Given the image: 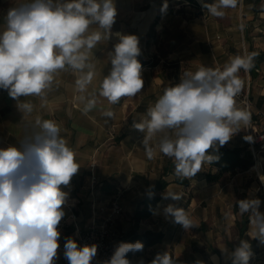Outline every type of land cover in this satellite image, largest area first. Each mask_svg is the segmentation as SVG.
<instances>
[{
    "label": "clouds",
    "instance_id": "1",
    "mask_svg": "<svg viewBox=\"0 0 264 264\" xmlns=\"http://www.w3.org/2000/svg\"><path fill=\"white\" fill-rule=\"evenodd\" d=\"M237 3L215 0L203 7L222 17L223 9L235 8ZM116 16L115 0H21L8 10L6 25L0 31V89L18 101L23 117L32 113L33 105L20 98H43L60 71L88 68V73L76 81L83 91L93 78L94 66L87 63L93 49L112 35L118 42L108 53L111 69L100 84V95L115 104L122 97L141 92L144 81L137 59L139 39L113 34ZM92 25L98 30L90 31ZM251 66V57L237 56L222 70L201 67L183 73L178 84L167 87L145 117L132 124L146 134L143 143L148 157L154 155L148 140L163 134L159 151L174 160L179 178H191L205 163L217 159L209 149L225 145L251 122L250 113L236 106L243 88L238 73ZM94 105L95 101L89 100L84 111ZM60 132L56 122L37 118L26 125L19 146L0 148V264H55L59 258V225L66 215L64 206L69 196L63 188L80 168ZM168 197L181 199L178 194ZM237 203L241 214L250 212L254 217L256 234L252 237L264 243L260 202L245 199ZM165 212L186 230L195 226L183 208L169 205ZM63 248L69 264H92L97 255V245L80 246L73 238H67ZM142 249L140 242H121L104 264H130L127 253ZM250 255L249 242L241 240L231 252L232 264H248ZM151 264L174 262L165 253L157 255Z\"/></svg>",
    "mask_w": 264,
    "mask_h": 264
},
{
    "label": "crops",
    "instance_id": "2",
    "mask_svg": "<svg viewBox=\"0 0 264 264\" xmlns=\"http://www.w3.org/2000/svg\"><path fill=\"white\" fill-rule=\"evenodd\" d=\"M20 2L0 0V31L6 25L8 10ZM214 2L115 0L117 16L111 32L135 35L139 39L140 55L137 59L142 65L144 87L134 97H122L118 103L111 104L100 95V84L111 69L108 53L118 42L115 35L102 40L93 49V55L87 61L94 66L93 78L83 91L78 88L76 81L88 73V68L82 71L70 68L60 71L43 98H20V101L33 105L32 113L23 117L18 101L12 99L7 90L0 89V148L19 146L26 125L37 118L52 120L60 127V135L74 151L75 160L80 165L70 184L63 188L69 196L64 206L66 215L63 219H67V223L60 231V246L64 245L67 238H74L75 224L83 227L91 221L93 207H103L97 213L96 220L104 218L110 212L111 199L119 194L123 211L117 215L116 224L122 236L116 240V247L126 242L123 234L134 228L138 233L147 230L163 233L161 241L143 246L140 251L127 253L130 264H151L157 255L165 253L171 256L174 264L228 263L231 255L229 246H217L213 250L211 241L205 239L207 230H203L202 225L215 216L229 219L234 216L236 202L244 200L245 194L247 199L252 196L251 186H240L242 179L247 180L248 170L236 169L224 173V176L231 175L230 182L225 184L222 181L208 183L205 179L191 177L190 183L183 185L175 181L174 160L159 151L158 142L163 134L148 140V147L154 150L153 158H149L143 143L146 134L132 127L133 121L143 119L147 109L155 104L167 87L180 82L183 73L195 72L201 67L222 70L231 62L233 54H229L224 63L219 62L220 58L217 60L224 50L220 49L221 44L216 38H220L225 31L233 32L231 30H235L238 21L254 25L255 19L264 18V11L258 8L259 3L264 4V0H238L237 6L228 12L224 10L222 17L210 14L203 7ZM219 21L224 26H219ZM91 30H98L97 26L92 25ZM253 45H250L249 52L253 50ZM182 61L188 62L184 69ZM238 75L243 80L241 92L248 93L252 110H264V61L247 71L241 69ZM89 100H94L95 105L85 112ZM236 101V106L245 110ZM107 112L112 115H106ZM245 137L248 134L243 128L225 145L230 148L241 147L251 156ZM92 162L94 167L91 168ZM209 165L205 163L199 172L207 170ZM167 167H171V172L163 176L168 184L160 191L161 199L150 216L141 219L135 226L134 213L140 200ZM170 194H178L181 199L173 200L168 197ZM169 205L183 208L195 226L186 230L175 223L174 218L165 212ZM209 231L211 234L212 228ZM255 234L256 227H249L248 238H253ZM63 252L62 248L58 249L59 258L55 264H66ZM213 256H216V261ZM258 257L256 264H264L263 255Z\"/></svg>",
    "mask_w": 264,
    "mask_h": 264
},
{
    "label": "rangeland",
    "instance_id": "3",
    "mask_svg": "<svg viewBox=\"0 0 264 264\" xmlns=\"http://www.w3.org/2000/svg\"><path fill=\"white\" fill-rule=\"evenodd\" d=\"M215 1V0H214ZM258 8L264 11V4L259 3ZM229 9L227 8L223 9L227 12ZM225 12V11H224ZM264 16V14H262ZM219 26H224L222 22L219 21ZM255 26V27H254ZM260 29V30H259ZM233 32H226L223 33V35L220 36V38H216L219 40V43L221 44L222 50L224 52L220 54V56L217 57V60L219 58L221 59L219 62L224 63L226 59L228 58L229 54H233L231 59H234L235 57H247V54H249V47L254 43L253 50L264 52V18L262 19H255L254 25L253 23H248L245 21H242V24L239 23V21L236 23L235 30H231ZM220 32V31H219ZM222 34V32H221ZM260 45V47H259ZM167 61V60H166ZM182 69L186 68L188 65V62L182 61L181 62ZM223 68V67H222ZM183 71V70H182ZM253 159L252 155L250 156ZM254 164V161L252 165ZM251 165V166H252ZM249 167L247 172H249V176L247 180L242 179L240 182V186L247 185L246 187L250 188L253 191L252 196L248 199L258 200L259 208L258 211L262 214H264V182L260 179L259 175L254 171L252 167ZM92 168V167H91ZM260 173L264 176V161L262 162V169H258ZM92 171V170H91ZM258 171V173H259ZM231 175L226 174V176H223L222 182L225 184L227 181L230 182ZM95 178V177H94ZM93 179V177H92ZM245 188V187H244ZM244 200L246 198V194L243 198ZM238 202V201H237ZM236 202L235 205V213L234 216L229 217V219H225L224 217L215 216L213 220H208L202 225L203 230H207V235L204 234L206 237L205 239L210 242L211 248L214 250L217 249V246H224L228 245L227 241H230L232 244H236L238 242V227L236 222L241 219L242 214L238 212L239 207L237 206L238 203ZM237 211V212H236ZM247 217L249 218V222L247 225V231L248 228L256 227L254 222V217H252L249 213H245ZM229 220V221H227ZM214 222V224H213ZM211 224V225H210ZM212 228L211 234L210 229ZM247 231L245 232L243 236V240H247L248 242L253 238H248ZM223 243V244H222ZM260 245L261 249H260ZM229 246V245H228ZM230 251L231 247L229 246ZM257 254H253L250 256L248 264H256V261L258 260V255H263L264 257V243H261L259 239H257ZM261 251V253H260ZM218 252V251H217ZM231 256V255H230ZM214 258V256H213Z\"/></svg>",
    "mask_w": 264,
    "mask_h": 264
},
{
    "label": "trees",
    "instance_id": "4",
    "mask_svg": "<svg viewBox=\"0 0 264 264\" xmlns=\"http://www.w3.org/2000/svg\"><path fill=\"white\" fill-rule=\"evenodd\" d=\"M249 57L252 58V66L250 67L251 69L257 67L260 62L264 61V52H255L250 50ZM209 154L217 157V159L210 163L207 170L198 172L195 176H193L196 178L205 179L208 183L220 182L224 176V173L233 172L236 169H248L253 163L252 158L247 155L241 147L230 148L226 145L215 146L214 148L209 149ZM168 172H171V167L164 169L161 177L154 185L150 187L142 200H140L134 213L135 226H137L141 219L150 216L157 202L161 199L160 191H163L168 184L167 180L163 178V176H166ZM175 181L183 185H188L190 183L189 178H179L177 176ZM248 222L249 218L246 214H242L241 219L236 222L238 227V242L236 244H232L230 241H227L228 245L231 247V252L239 245L240 241L243 240V236L247 231ZM123 237L126 243L140 242L143 246H150L161 241L163 233L161 231L154 232L150 230H147L143 233H138L134 228L123 234ZM249 244L251 255L257 254V238L251 239ZM214 259L216 261V256H214ZM227 264H232L231 256Z\"/></svg>",
    "mask_w": 264,
    "mask_h": 264
},
{
    "label": "built area",
    "instance_id": "5",
    "mask_svg": "<svg viewBox=\"0 0 264 264\" xmlns=\"http://www.w3.org/2000/svg\"><path fill=\"white\" fill-rule=\"evenodd\" d=\"M236 99L244 106L245 110L251 115V122L245 128L248 137H251L249 147L253 157L254 164L251 166L258 175V169H262V162L264 161V110L253 111L252 103L248 93L241 92ZM94 167V163L90 164ZM93 176V180H94ZM110 212L102 219L96 220L97 213L103 210V207H93L92 219L83 227L74 225L75 236L73 239L77 241L80 246L97 245V255L93 258L92 264H104L108 260L115 248L116 240L121 238V231L117 227L116 217L123 211V204L119 194L114 196L110 201ZM74 217V215H72ZM67 223V219H62L59 230L61 231ZM61 245L59 248H63ZM66 264L69 262L65 259Z\"/></svg>",
    "mask_w": 264,
    "mask_h": 264
},
{
    "label": "bare ground",
    "instance_id": "6",
    "mask_svg": "<svg viewBox=\"0 0 264 264\" xmlns=\"http://www.w3.org/2000/svg\"><path fill=\"white\" fill-rule=\"evenodd\" d=\"M258 175H259L260 179L263 180V182H264V176L260 173V171H259Z\"/></svg>",
    "mask_w": 264,
    "mask_h": 264
}]
</instances>
